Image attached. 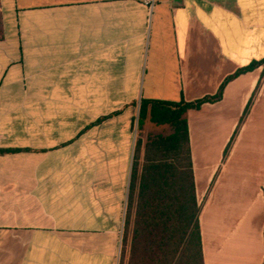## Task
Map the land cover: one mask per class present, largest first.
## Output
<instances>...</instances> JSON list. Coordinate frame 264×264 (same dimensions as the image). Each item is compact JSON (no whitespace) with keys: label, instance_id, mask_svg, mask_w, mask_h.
Wrapping results in <instances>:
<instances>
[{"label":"crops","instance_id":"obj_1","mask_svg":"<svg viewBox=\"0 0 264 264\" xmlns=\"http://www.w3.org/2000/svg\"><path fill=\"white\" fill-rule=\"evenodd\" d=\"M262 59L264 0H0V264H119L137 147L171 133L135 140L141 102ZM187 120L205 264H262L264 66Z\"/></svg>","mask_w":264,"mask_h":264},{"label":"trees","instance_id":"obj_2","mask_svg":"<svg viewBox=\"0 0 264 264\" xmlns=\"http://www.w3.org/2000/svg\"><path fill=\"white\" fill-rule=\"evenodd\" d=\"M259 66H264V59L239 69L224 81L215 96L193 102H141L138 129H142L149 119L156 126H169L171 133L168 136L149 135L145 161L136 160L137 147L119 264H205L199 220L201 207L196 196L187 113L199 110L204 104L220 101L230 81ZM251 104L252 101L237 131Z\"/></svg>","mask_w":264,"mask_h":264},{"label":"rangeland","instance_id":"obj_3","mask_svg":"<svg viewBox=\"0 0 264 264\" xmlns=\"http://www.w3.org/2000/svg\"><path fill=\"white\" fill-rule=\"evenodd\" d=\"M151 128H152V126H151ZM134 134H135V140H136V137H137V125H136V123H135V129H134ZM122 238H123V235H122ZM121 244H122V240H121ZM122 247H120V256H121V249ZM119 259H120V257H119ZM127 259H128V257H127Z\"/></svg>","mask_w":264,"mask_h":264},{"label":"built area","instance_id":"obj_4","mask_svg":"<svg viewBox=\"0 0 264 264\" xmlns=\"http://www.w3.org/2000/svg\"><path fill=\"white\" fill-rule=\"evenodd\" d=\"M122 240V239H121ZM120 247H121V243H120Z\"/></svg>","mask_w":264,"mask_h":264}]
</instances>
